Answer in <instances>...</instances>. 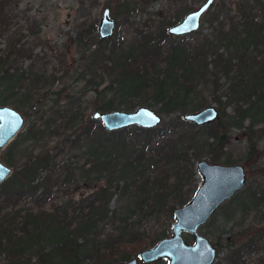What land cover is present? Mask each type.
<instances>
[{"label": "trees", "instance_id": "obj_1", "mask_svg": "<svg viewBox=\"0 0 264 264\" xmlns=\"http://www.w3.org/2000/svg\"><path fill=\"white\" fill-rule=\"evenodd\" d=\"M96 1L78 3L83 8ZM234 3L239 15L213 26L210 38L192 41L194 32L178 36L182 41L177 44L168 43V33L160 26L136 43L113 41L108 47L113 37L97 38L96 21L88 24V37L97 43L87 66L89 82L98 80L90 86L96 91L94 100H101L96 111L160 104L166 116L179 113L159 129L130 127L109 133L86 116L83 95L61 98L53 87L40 95L53 84L45 78L47 66L31 65L24 71L7 65L10 58L30 57L29 49L16 48L20 39L11 42L8 53L0 56V106L23 111L28 126L0 154L11 168L0 185V264H118L166 237L165 223L196 191V162L209 157L212 164L220 163L229 145L228 127L241 128L247 120L250 128L264 123V0ZM6 9L0 0L4 33L12 21ZM215 71L228 80L224 104L233 105L234 112L220 110L213 132L210 125L197 128L182 116L202 108L205 93L218 90ZM87 76L78 78L84 82ZM51 78L56 80L54 74ZM216 101L223 104L220 97ZM75 153L81 154L79 159ZM66 156L69 160L60 162ZM233 163L227 155L222 164ZM98 182L104 186L72 199L81 183ZM116 190L125 208L121 214L109 208ZM260 203L264 205L263 188L245 198L238 193L218 209L245 225L232 240L225 239L226 254L219 264H264Z\"/></svg>", "mask_w": 264, "mask_h": 264}, {"label": "rangeland", "instance_id": "obj_2", "mask_svg": "<svg viewBox=\"0 0 264 264\" xmlns=\"http://www.w3.org/2000/svg\"><path fill=\"white\" fill-rule=\"evenodd\" d=\"M4 1L6 2V10H9L10 16H12V21H10L9 33H4L2 32L4 29H0V56L8 53L11 42H14L15 39H20L16 48L20 46L29 49L30 57L25 56L19 59L10 58L7 65L17 67L19 70L24 71L31 65H35V69H40L43 65L47 66L45 78H49L53 84L49 82L48 87L40 91V95L52 90L51 87L54 88L53 91L60 90L61 98H65L66 96L81 97L83 95L82 98L86 106L85 114L86 116H92L96 112V107L101 104V100L98 98L94 100L96 91L95 89H90L91 83L95 85L98 83V80L89 82V73L87 76V66L91 64L92 56L95 54L97 48V43L91 41L88 37L86 31L88 24L91 21H96L95 35L99 38L97 27L100 16L103 10L108 8L111 17L115 21V30L112 36L113 38L106 46L109 47L113 41H122L125 45H128L132 42L136 43L142 40L147 34H154L160 26L167 33L170 27L179 23L186 14L194 11L206 0H97L92 5L86 2L83 8L80 7L79 0ZM223 5L225 7L224 9H222ZM180 8L182 11L179 12ZM237 15L239 14L235 11L234 0H214L211 9L201 18L199 29L190 39L195 41L197 37L210 38L213 26L220 22L227 23L230 17ZM81 37H84L83 40L81 39L82 42L79 40ZM167 41L171 44H177L182 39L168 35ZM222 50L220 49L219 52L221 53ZM215 72V79L219 85L218 90L216 92L205 93L204 103L200 109L214 106L218 111L223 110L225 115H232L234 106L224 104L227 100V95H229L226 89L228 87V80L217 71ZM82 73H85L87 76L84 82L78 78ZM51 74L55 75V81L51 78ZM106 82L101 83L97 89L101 90L107 84ZM217 97H220V101L223 103L222 105L217 103ZM52 99H55V96H52ZM9 107L16 109L14 106ZM138 107H147L162 117V121L156 129L163 127V124L173 119L175 120L179 116V113L170 116L164 115L160 111V104H146ZM17 111L25 117V125L20 131V133H23L28 126V119H26L23 111L18 109ZM190 112L192 111H188L187 113ZM223 122L225 123V120ZM209 125L210 128L208 129L214 132L216 130L215 122ZM249 125L250 121L247 120L242 124L241 128L226 127L229 145L225 150V154L234 160L232 165H243L247 173L245 187L239 192L244 198L247 195H252L253 192L260 188L264 189V123H258L252 128ZM250 141L254 144L253 148L250 146ZM225 154H223L218 165H223L222 163L226 158ZM75 155L78 159L81 156L80 153H75ZM69 157H62L60 162L69 160ZM200 160L211 163L209 157H202ZM196 181L198 187L200 178L197 172ZM102 186H104L103 182L94 183L93 185L81 183V185L76 187L71 197L74 201H77L80 198L94 193ZM115 192L116 194L109 208L111 211L118 210L121 214L125 208L120 207L119 193L117 190ZM259 205V209H264L263 203ZM229 207V214H231L233 205H229ZM225 211L223 208L217 210L214 213L215 215L213 214L214 216L199 229V233L206 237L215 248H221V252L217 254L214 264H219L220 260L226 254V250L222 249L225 244V239L231 238L232 240L238 232H241L240 230L242 228H245L244 223L237 220L239 219L238 216H233L232 214L231 217L226 218ZM257 222L264 223L260 215L257 218ZM172 223L173 217L165 223L166 237L170 236ZM237 223L240 224L241 228L234 227L233 224ZM184 240L187 243H192L193 238L185 234ZM253 260L257 261V256H254ZM162 261L164 262L165 260ZM163 262L159 263L162 264ZM165 263L168 264L167 261Z\"/></svg>", "mask_w": 264, "mask_h": 264}, {"label": "water", "instance_id": "obj_3", "mask_svg": "<svg viewBox=\"0 0 264 264\" xmlns=\"http://www.w3.org/2000/svg\"><path fill=\"white\" fill-rule=\"evenodd\" d=\"M214 0H206L194 11L167 30L170 36H184L196 32L203 15L211 9ZM115 21L110 10L105 8L100 16L97 33L101 40L112 38ZM92 119L100 122L106 132H114L130 127L141 129L156 128L162 117L147 107H138L133 111H96ZM219 118L214 106H208L195 112L185 113L184 122L197 128L212 124ZM25 125V117L9 106H0V154L17 136ZM200 183L190 200L175 208L169 237L139 252L137 258L118 264H150L165 260L168 264H214L217 258L216 248L199 233L212 215L228 200L239 193L246 184V172L242 165H218L205 160L195 164ZM11 168L0 157V185L10 176ZM188 234L192 243L184 240Z\"/></svg>", "mask_w": 264, "mask_h": 264}, {"label": "flooded vegetation", "instance_id": "obj_4", "mask_svg": "<svg viewBox=\"0 0 264 264\" xmlns=\"http://www.w3.org/2000/svg\"><path fill=\"white\" fill-rule=\"evenodd\" d=\"M219 112V111H218ZM216 122V121H215ZM246 172V171H245ZM246 175H247V173H246ZM246 179H247V177H246Z\"/></svg>", "mask_w": 264, "mask_h": 264}, {"label": "bare ground", "instance_id": "obj_5", "mask_svg": "<svg viewBox=\"0 0 264 264\" xmlns=\"http://www.w3.org/2000/svg\"><path fill=\"white\" fill-rule=\"evenodd\" d=\"M243 166V165H242Z\"/></svg>", "mask_w": 264, "mask_h": 264}]
</instances>
